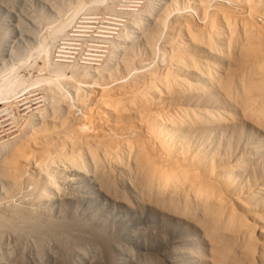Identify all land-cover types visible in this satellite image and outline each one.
I'll list each match as a JSON object with an SVG mask.
<instances>
[{
    "label": "rangeland",
    "instance_id": "374dc122",
    "mask_svg": "<svg viewBox=\"0 0 264 264\" xmlns=\"http://www.w3.org/2000/svg\"><path fill=\"white\" fill-rule=\"evenodd\" d=\"M90 107L147 140L32 156L37 213L22 136ZM64 209L74 264H264V0H0V264L68 262L28 222Z\"/></svg>",
    "mask_w": 264,
    "mask_h": 264
},
{
    "label": "bare ground",
    "instance_id": "6f19581e",
    "mask_svg": "<svg viewBox=\"0 0 264 264\" xmlns=\"http://www.w3.org/2000/svg\"><path fill=\"white\" fill-rule=\"evenodd\" d=\"M49 89L50 90H49V92H47V94L48 93L50 94V91H52L51 92L52 95L50 94V97L53 99V104L59 103L58 101H59L61 96H59L58 88L53 85V87L50 86ZM46 90H44V92ZM127 91H129V90H127ZM129 92H131V91H129ZM42 94H43V92H42ZM103 100L105 102L106 98L104 97ZM55 104H54V106H56ZM100 105H102V107L110 109L109 107H106L105 105H103V103H100ZM107 109L105 111L109 116L111 114V112L109 110H108L109 111L108 112ZM97 110H98V112H95V110L92 107H90L88 110L84 111L83 115H81L80 120L78 119L77 114H76L77 116H75V117H72L69 115V119L67 121L60 122L59 127H58V125H56L55 127H51V128L48 127L47 129H45L44 132H40V133L35 132V134L33 136H31V134H28L26 132V134H24L22 136V137H24V139L21 137L22 138L21 140H23V142H24L22 144V146H23L22 154H23L24 159L28 163V167H26V172H24L25 173L24 174L25 175L24 176L25 177V183L24 184H25V188H27L28 185H32L33 190L38 189L35 192V200H34V203L37 201V205H36L37 207L35 206L37 208V211H38L37 213H40L42 211L40 209V207H41L40 203L43 202L44 200H47L48 198H50V196L52 197L51 193L54 192V190L51 191L52 190L51 188H55V190H57L60 187H59V185L57 186L58 180L55 179L54 175L47 173V172H41L40 173V172H38V170L36 171L35 169H33V170L30 169L29 163H30L32 156H37L39 158H43L48 153L51 154L53 151L60 150L59 146H66V145L76 147V146H81V144H92V145H107V146L113 147V146H116L118 143H121V144L124 143L126 145V141H129V140L131 142H128V143H132V142L133 143H137V142L139 143L142 140H144V141L147 140V139H145L146 137L144 139L141 138V136L139 134H137L135 136L133 135L131 137L123 136L121 133L115 131L114 127L107 125V119H109L108 117L106 118V120H104V119L99 120L95 116V114L98 113V114L103 115V116H104V114H102L103 110L101 108H99ZM72 113H71V115H73ZM112 113H113V111H112ZM70 117H72V118H70ZM76 120H79V121H76ZM30 145L33 146L34 148H31ZM160 146H161L159 148L160 150H162V151L167 150V147L165 145L162 144ZM172 167L177 168L178 166L172 165ZM56 187H59V188L56 189ZM31 189H29V190L31 191ZM22 190H24V189H22ZM26 190L27 189H25V192H26ZM29 190H27V191H29ZM33 192H32V194H34ZM29 195L30 194H28V196ZM29 197H30V199L32 198V196H29ZM31 201H32V199H31ZM31 210H33V209H31ZM33 212H34V210H33ZM66 216H67V210L64 209L63 215L55 223H50L49 225L48 224L47 225H40V224H38V222L35 221V216H33V215L31 216L32 219L29 216V218L31 220L28 222H29V227H30L31 232L36 233L37 236L40 237V238H38L39 243H41L44 246V243L47 242V241L45 242L44 239L41 238V236H43L41 234H44V236H45V233L54 235V237L56 238L55 240L59 241V244H61V246L63 248L62 249V256L65 258V260L68 261L65 264H74L72 257H70V255L73 252H77V250L79 251L81 248L79 246H77V245H79L77 242L78 239H76V241H74L73 238H75L76 237L75 235H77L81 231V228L85 226V222L82 221V218H80V217H76V218L72 217V219H68V218H66ZM50 218H52V217H50ZM11 224H9V225H11ZM89 224H91V223H89ZM13 226H15V225H13ZM92 227L95 228L93 225H92ZM17 229H18V227H17ZM94 230H98V231L100 230L101 231L102 229L95 228ZM89 238H91V236H88V239ZM45 240H48V239H45ZM112 244H113V240H111V239H109V241L106 240V242H102V246L104 247L103 255H104L105 264H119L121 262V257L114 255L115 251L113 252L114 254L112 252H110ZM89 249H91L93 251V250H95V247L90 246ZM78 253H80V251Z\"/></svg>",
    "mask_w": 264,
    "mask_h": 264
}]
</instances>
